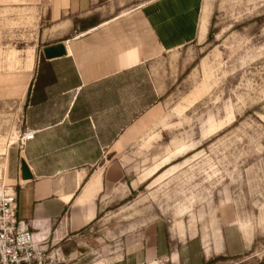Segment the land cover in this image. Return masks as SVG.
<instances>
[{
	"label": "rangeland",
	"instance_id": "obj_1",
	"mask_svg": "<svg viewBox=\"0 0 264 264\" xmlns=\"http://www.w3.org/2000/svg\"><path fill=\"white\" fill-rule=\"evenodd\" d=\"M147 1L91 7L79 19L109 29L80 35L71 22L56 32L48 20L0 6V183L7 165L10 179L20 174L19 133L64 118L75 100L70 118L95 123L123 190L103 198L92 240L86 233L71 237L68 251H88L91 262L99 258L90 250L95 238L109 255L125 247L121 230L130 238L142 226L164 235L183 225L190 237L220 243L214 254L206 247L203 264H264V0H205L199 41L112 74L109 48L128 56L160 50L137 12ZM93 31L110 37L109 48H79L83 38L92 42ZM69 38L86 68L99 74L83 89H74L83 83L72 59L49 64L43 55Z\"/></svg>",
	"mask_w": 264,
	"mask_h": 264
},
{
	"label": "crops",
	"instance_id": "obj_2",
	"mask_svg": "<svg viewBox=\"0 0 264 264\" xmlns=\"http://www.w3.org/2000/svg\"><path fill=\"white\" fill-rule=\"evenodd\" d=\"M204 1L148 0L144 5L139 6L137 12L144 16V26L153 37V44L160 50L156 48L147 52H136L133 56H128L120 50L117 55L114 54L108 46L110 37L108 40H103L96 34L99 28L109 26L104 25L106 22L94 28L96 29L93 31L94 34L88 35L92 42L81 39L78 42L79 48L100 42L105 44L114 63L111 65V70L115 73L112 74L137 67L151 60L156 54L174 52L199 41L203 34L202 23L199 20ZM99 3L100 0H19L9 3H2L0 0V6L6 7L9 11L30 13L39 21L43 19L50 21L55 26L56 32L64 23H72L74 17L90 12L91 7ZM206 8L210 13L209 4H206ZM113 22L115 21L110 24ZM67 42H65L66 46ZM112 46L116 45L112 44ZM65 58L73 60L83 83L74 89H83L86 85L77 61L70 57L69 52ZM80 61H83L81 56ZM46 62L50 64L53 61ZM33 64V57H29L27 74L33 71ZM108 76L105 75L106 78ZM75 104V100L72 101L64 118L54 119L41 129L29 128L30 131L36 132V137L27 144L21 158L29 166L33 180L23 181L20 174L16 179H10L7 165L5 184L8 186L17 184L19 188V217L31 224L35 230H41L54 245L60 246L67 264L68 262L70 264H192L193 262L203 264L210 258L207 257L206 247L211 248V254H214L213 251L217 248L220 250V243L215 247L214 244L208 245V240L200 236L190 237L186 226L179 225V228L176 227L175 230L167 231V234L162 235L156 227L148 225L142 226L140 232L130 238H126L121 230L120 241L125 242V247L120 253L110 252L106 255L107 244H103L100 238H95V243L90 247V250L99 256L91 262H86L90 254L88 251L80 249L68 251L66 244L71 237L86 233L92 240L90 228L99 219L102 202H108L103 198L107 194H118L123 190V178L121 181L117 178L113 179L117 176V172L113 171L112 166L107 165L108 146L98 140L95 123L90 122L89 118L81 120L70 118ZM149 229L152 230V234ZM61 246L65 249L63 250Z\"/></svg>",
	"mask_w": 264,
	"mask_h": 264
},
{
	"label": "built area",
	"instance_id": "obj_3",
	"mask_svg": "<svg viewBox=\"0 0 264 264\" xmlns=\"http://www.w3.org/2000/svg\"><path fill=\"white\" fill-rule=\"evenodd\" d=\"M35 137V131L19 133L15 144L21 154ZM18 211L15 187L0 183V264H67L61 248L21 219Z\"/></svg>",
	"mask_w": 264,
	"mask_h": 264
},
{
	"label": "water",
	"instance_id": "obj_4",
	"mask_svg": "<svg viewBox=\"0 0 264 264\" xmlns=\"http://www.w3.org/2000/svg\"><path fill=\"white\" fill-rule=\"evenodd\" d=\"M66 41H62L43 49V55L46 61H54L68 56ZM21 178L23 181L33 180V174L25 161L21 162Z\"/></svg>",
	"mask_w": 264,
	"mask_h": 264
},
{
	"label": "bare ground",
	"instance_id": "obj_5",
	"mask_svg": "<svg viewBox=\"0 0 264 264\" xmlns=\"http://www.w3.org/2000/svg\"><path fill=\"white\" fill-rule=\"evenodd\" d=\"M67 48H68V52H69L70 57L75 58V60L77 61V64H78V67H79V70H80V73H81V77H82V79L84 80L85 83H87L91 78L99 76V75H97L98 72H95V73L90 72L89 69L86 68V66L84 64V61H80V56L81 55L77 51V45L76 44H74L73 42H68L67 43ZM103 74H105V72ZM142 125H144V121L142 122ZM133 131H136V129L132 128L131 132H133ZM122 147H123V141L118 142L116 148L120 150ZM154 174H156V173H154ZM6 186H8V185H6Z\"/></svg>",
	"mask_w": 264,
	"mask_h": 264
},
{
	"label": "trees",
	"instance_id": "obj_6",
	"mask_svg": "<svg viewBox=\"0 0 264 264\" xmlns=\"http://www.w3.org/2000/svg\"><path fill=\"white\" fill-rule=\"evenodd\" d=\"M103 2H105V0H100V3H103ZM72 23H73V28H74V34H76V35H78L79 33L84 34V33L88 32L94 28H97L100 25L99 23L84 25V21L80 20L79 17H77V16L72 19ZM80 25H81V27L79 29L78 27ZM71 39L72 38H69L66 41H70ZM75 106H76V104H75ZM75 106H74L73 110L75 109ZM73 110L71 111L70 115H72Z\"/></svg>",
	"mask_w": 264,
	"mask_h": 264
}]
</instances>
